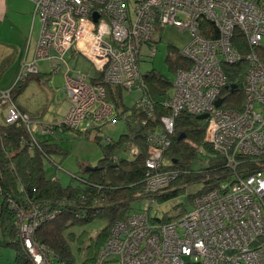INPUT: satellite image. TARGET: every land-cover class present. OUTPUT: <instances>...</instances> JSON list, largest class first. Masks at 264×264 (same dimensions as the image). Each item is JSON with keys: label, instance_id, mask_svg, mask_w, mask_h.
Listing matches in <instances>:
<instances>
[{"label": "built area", "instance_id": "built-area-1", "mask_svg": "<svg viewBox=\"0 0 264 264\" xmlns=\"http://www.w3.org/2000/svg\"><path fill=\"white\" fill-rule=\"evenodd\" d=\"M41 22L34 61L22 66L20 81L38 74L36 63L50 71L65 68L68 109L55 125L86 133L107 122L114 107L103 85L123 90L142 87L138 54L158 30L173 26L193 35L180 52L187 64L175 72L173 94L164 102L169 114L161 117L164 133L152 137L146 160L145 192L159 194L174 179L161 168L176 117L183 111L207 115L205 142L233 170L241 159L264 158V0H30ZM97 15V19H94ZM216 28V33L211 27ZM74 51L102 73L103 83L88 82L70 69L65 55ZM245 63L240 109L226 106L230 91L224 66ZM27 66V67H25ZM11 108L6 123L21 122L47 131L40 120ZM223 99L216 107V101ZM148 114L151 105L140 101ZM149 110V112H148ZM135 153V152H134ZM27 220L28 217H23ZM35 225L22 224L24 247L33 264H53L51 253L32 242ZM264 264V171L236 176L193 202L192 210L165 224L134 214L116 223L94 264Z\"/></svg>", "mask_w": 264, "mask_h": 264}, {"label": "trees", "instance_id": "trees-1", "mask_svg": "<svg viewBox=\"0 0 264 264\" xmlns=\"http://www.w3.org/2000/svg\"><path fill=\"white\" fill-rule=\"evenodd\" d=\"M211 30L216 33L215 27ZM259 56L264 62V52H259ZM166 64L174 73L187 66L175 50L167 56ZM245 65L224 66L228 84L235 86L233 93L223 90L227 96L226 106L230 108L242 106ZM38 75L39 72L36 78ZM90 81L102 84V73L97 72ZM141 81L139 100L130 111L123 104L122 87L103 85L114 114L107 122L91 127L84 136L93 130L100 131L101 126L112 118L124 120L126 132L116 141L106 139L104 144L98 141L101 137H96L102 152L96 170L84 169L81 176L76 177V184L66 187H62L57 178L51 180L46 176V162L52 163L53 155L63 157L65 153L48 136L36 137L45 135L38 123L33 131L21 122L8 124L4 120L0 123V227L3 237L9 238L5 244L16 253V264H33L22 241V224L35 225L32 242L37 248H45L51 253L53 264H94L112 227L132 216H127L131 201L147 198L151 205L154 199L165 202L183 193L186 186L201 184L198 191L186 196L193 204L199 196L222 184H231L236 176L243 178L264 171V158H244L234 170L228 167L225 160L205 143L206 122L183 111L176 117L174 133L168 136L170 144L163 155V158L169 157L171 164L166 167L163 162L161 164L163 171L175 177L163 195L146 193L145 163L152 146L151 138L164 133L161 117L169 114L164 102L170 97L168 91L172 83L155 71L141 74ZM18 84L11 93H18L19 90L15 92ZM142 99L151 105L150 114L140 106ZM45 126L47 131L59 127L68 129L63 125ZM120 152H128L130 158H123ZM199 155L205 157L204 165L193 169L192 164ZM185 213L150 221L165 224ZM23 217L28 219L23 220ZM91 226L97 229H89Z\"/></svg>", "mask_w": 264, "mask_h": 264}, {"label": "rangeland", "instance_id": "rangeland-1", "mask_svg": "<svg viewBox=\"0 0 264 264\" xmlns=\"http://www.w3.org/2000/svg\"><path fill=\"white\" fill-rule=\"evenodd\" d=\"M130 1V2H129ZM128 6L132 8V1L128 0ZM3 31V29H0ZM193 40V35L190 31H181L173 26H165L162 30H158L153 39L149 43L141 45L138 54V68L142 75H146L151 71L166 77L173 86L175 73L169 70L166 64V58L171 51L182 52ZM20 53L10 46L0 44V123L6 119L9 109L12 107L8 99H3V94H7L15 88L22 86V91L18 94L11 93V100L14 103L21 104L30 114L32 121L40 120L44 124L55 125L61 121L68 109V102L64 91L63 67L59 73L49 74L50 64L46 61H38L36 68L39 72L38 78L36 75L26 77L25 80L18 82L23 73L22 66L29 65L34 60V54L28 58H23ZM70 69L79 70L83 76L91 82L92 76H96L93 65L85 58L79 56L78 62L68 60ZM2 63L4 65H2ZM27 67V66H25ZM169 94H173V87L169 89ZM140 93L136 89L131 91L123 90L122 101L130 111L139 100ZM129 113V112H127ZM33 116V117H32ZM35 118V119H34ZM112 118V120L101 126L100 131L93 130L87 137L84 134H79L70 129L55 128L53 131L44 132L45 135H36L37 138L48 136L56 142L62 149L65 156L53 155L51 157L52 163L46 162V176L48 179H58L62 187L69 184H76V177L81 176L84 169L95 167L102 158L100 145L96 142V137H101V144L106 142V139L118 140L120 135L126 132L124 120ZM206 122V121H205ZM123 158H130L128 152H120ZM205 157H199L192 164L193 169H197L204 165ZM163 166L171 164L168 156L162 160ZM201 188V184H191L186 186V190L177 197L165 202H159L154 199V202L147 198L137 199L130 202V209L127 216L135 213L148 215L150 219L162 220L165 217H176L184 212L192 210L193 204L187 199V195L193 194ZM166 190V189H165ZM163 190L160 195L166 193ZM159 195V196H160ZM156 224H159L156 222ZM98 226V225H97ZM113 228V227H112ZM89 229H97L91 226ZM91 230V231H92ZM112 230V229H111ZM95 231H93L94 233ZM22 237V235H21ZM9 238L3 237L2 229L0 227V264H16L15 251L5 244ZM23 241V240H22ZM115 264V263H114Z\"/></svg>", "mask_w": 264, "mask_h": 264}, {"label": "crops", "instance_id": "crops-1", "mask_svg": "<svg viewBox=\"0 0 264 264\" xmlns=\"http://www.w3.org/2000/svg\"><path fill=\"white\" fill-rule=\"evenodd\" d=\"M33 11V4L30 0H0V29H3V31H0V44L17 50L20 53L18 60L21 55L25 59L34 54L35 58L41 22ZM65 57L71 61L75 59L74 61L77 63L79 55L74 51H69ZM67 64L69 65V62ZM2 65L4 64L2 63ZM2 67L0 66V69ZM64 73L65 71L62 74L63 79ZM95 73L97 74V71ZM92 77H95V75ZM21 88L18 90L22 91ZM19 91L18 93H20ZM14 104L19 110L27 112L21 104L15 102Z\"/></svg>", "mask_w": 264, "mask_h": 264}, {"label": "water", "instance_id": "water-1", "mask_svg": "<svg viewBox=\"0 0 264 264\" xmlns=\"http://www.w3.org/2000/svg\"><path fill=\"white\" fill-rule=\"evenodd\" d=\"M94 19L96 20L97 19V15H94ZM235 89V86L234 85H231L230 86V91H233ZM222 102H223V99H219V100H217L216 101V107H219L221 104H222ZM206 118H207V115H201V116H197L196 117V119L198 120V121H204V120H206ZM206 143V142H205ZM87 171H89V170H96V167H89L88 169H86Z\"/></svg>", "mask_w": 264, "mask_h": 264}]
</instances>
